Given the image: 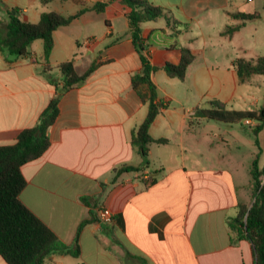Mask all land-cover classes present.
<instances>
[{
  "label": "crops",
  "instance_id": "0c3cea01",
  "mask_svg": "<svg viewBox=\"0 0 264 264\" xmlns=\"http://www.w3.org/2000/svg\"><path fill=\"white\" fill-rule=\"evenodd\" d=\"M0 1L3 24L12 9H18L19 18L29 23H37L44 12L79 14L53 32L48 60L41 40L30 45L27 56L13 62H7L0 52V146L13 144L22 130L37 124L55 95L51 80L61 86L59 64L72 61L78 75L96 65L82 84L60 94L58 115L48 130V149L21 168L26 181L21 202L60 242L72 251L77 246V257L54 254L44 264H254L247 241L231 242L229 222L246 189L239 192L235 175L239 171L232 170L240 167L239 152L224 154L212 140V163L206 165L201 151L204 137L198 131L204 119L195 118L194 113L206 109L202 107L205 97L228 109L237 86L264 82L255 77L264 75H254L238 83L233 66L236 58L264 57L257 48L259 32H243L247 23L264 19V1L144 0L163 12V17L140 28L145 56L158 68L150 80L157 101L165 106L149 135L166 142L149 145L147 168L117 177L115 169L141 165L131 135L147 115L149 97L146 85L132 86L142 64L130 37L128 8L121 0ZM96 3L107 6L96 12ZM237 13L258 14L259 18L241 22L231 16ZM204 15L216 27L215 38L209 45L198 46L185 35L193 24L201 30ZM229 27L238 28L228 34ZM202 46L220 48L210 51L213 65H207ZM181 48L194 56L184 81L168 77L162 69L165 63H178ZM204 80L211 85L217 82L216 95L204 90ZM228 86L230 91L221 96ZM263 97H253L242 109L228 110H257ZM241 98L245 99L244 94ZM259 142L264 165V127ZM155 147L175 150L155 156ZM246 173L244 183L248 184L249 167ZM150 177L156 182L146 186ZM103 208L112 213V222L98 221L97 212ZM0 264H7L1 256Z\"/></svg>",
  "mask_w": 264,
  "mask_h": 264
},
{
  "label": "trees",
  "instance_id": "16d2710c",
  "mask_svg": "<svg viewBox=\"0 0 264 264\" xmlns=\"http://www.w3.org/2000/svg\"><path fill=\"white\" fill-rule=\"evenodd\" d=\"M39 1L45 4L49 0ZM121 1L128 8L130 37L142 64L140 74L132 78V86L137 89L146 85L149 97L147 115L131 135V145L137 149L142 159L141 165L136 168L127 166L117 168L114 170L115 177L147 168L149 145L166 142L163 139L154 140L149 135L151 124L165 106L157 101L156 88L150 80V75L158 68L151 66L145 56L146 47L140 28L143 23L163 17V12L144 0ZM106 6V3H96L94 9L100 12ZM7 13V22L5 24L0 22V52L7 62L27 56L30 45L36 40L43 42V56L48 60L53 48V32L69 25L79 15L64 16L50 11L42 13L37 23H29L19 18L18 9H12ZM231 16L241 22L259 18L258 14L237 13ZM237 28L229 27L226 33L230 34ZM180 53L177 64L165 63L162 69L168 77L184 81L194 56L186 48H181ZM233 66L240 84L246 83L254 75H264V57L255 60L236 58ZM95 68L96 65L92 64L82 75H78L72 61L59 64L57 69L61 74V86L58 87L55 80H51L50 83L55 87V95L40 114L37 124L22 130L13 144L0 146V256L7 264H44L54 254H69L74 257L78 255L77 246L72 251L60 242L55 234L21 202L20 193L26 186L21 168L26 163L40 158L48 149L50 145L48 130L57 118L60 94L82 84ZM210 105L208 109H196L195 118L248 127L257 149L249 167L254 201L249 208L241 205L237 207V214L230 220L229 227L234 236L231 238L232 244L236 241H247L251 246L254 264H264V165L261 167L259 165L262 153L259 134L264 127V97L263 105L257 110H228L219 101H212ZM155 182L156 178L150 177L144 183L149 186ZM91 221L90 218L83 222L77 233Z\"/></svg>",
  "mask_w": 264,
  "mask_h": 264
},
{
  "label": "rangeland",
  "instance_id": "374dc122",
  "mask_svg": "<svg viewBox=\"0 0 264 264\" xmlns=\"http://www.w3.org/2000/svg\"><path fill=\"white\" fill-rule=\"evenodd\" d=\"M264 1V0H263ZM258 4H261L260 0H257ZM115 6H118L114 3ZM264 18V12H262V15ZM202 21L199 24L200 31L196 28V25H192L191 29L187 32V36L189 39H192L193 41H196V44L198 46L203 45V43L206 42L207 45L210 43V41L214 40V32L216 31V27L213 26V24L209 23L211 20V17H206L205 15L200 18ZM257 22V21H256ZM256 22H249L247 23L246 29L243 31L244 34L250 35L254 34V32L257 30L259 32V35H257L256 43L258 52L261 56H264V19L260 20V23ZM259 22V21H258ZM219 24V22H217ZM203 50V57L206 58L207 65H213L210 61V51H218L220 48L217 46L215 47H203L200 48ZM255 77H261L264 78V76H255ZM207 80L202 81L201 86L204 88L205 91L210 93L211 95H216V92L218 91L217 82H214V85L206 84ZM264 81V79H263ZM231 87H226L222 90L221 96L226 94L228 91H230ZM181 89V91H183ZM187 90V89H186ZM264 93V82L260 84L259 86L245 84L241 87L237 86L235 91V96L228 102V109H242L243 107L248 106L252 103L253 97L262 99V95ZM241 94H244L245 99L241 98ZM250 96L251 98H247V96ZM218 96V97H221ZM222 99V98H220ZM210 98L205 97L202 102V107L208 109L210 105ZM262 103V100H261ZM199 133L203 134L204 142L202 144V153L206 156V165H210L212 163L210 157L213 154V150L209 148V144L212 140L216 142V145L218 149L222 150V153L227 154L230 153V151L234 152L236 155L239 152V163L240 167L238 169L232 168L233 171L238 170L239 173L235 174L238 182L239 192L244 193V187L245 193L243 198L240 200V205L244 206L245 208H249L254 201V188L253 183L250 178L248 184H245V182L248 181V175H247V169L250 167V162L253 159V156L257 152L256 147L253 144V138L249 131L248 127H242L240 125L235 124H227L222 123L215 120H204L200 127L198 128ZM154 149V155L155 156H161L162 152L169 153L171 150H175L174 147L172 148H166L161 149L162 147H155ZM259 162L260 167L262 166V161ZM243 167V169H242ZM245 171V172H244ZM235 173V172H234ZM239 205V206H240Z\"/></svg>",
  "mask_w": 264,
  "mask_h": 264
},
{
  "label": "built area",
  "instance_id": "2783aa9c",
  "mask_svg": "<svg viewBox=\"0 0 264 264\" xmlns=\"http://www.w3.org/2000/svg\"><path fill=\"white\" fill-rule=\"evenodd\" d=\"M97 218L100 223H110L112 222V213L108 209H100L97 212Z\"/></svg>",
  "mask_w": 264,
  "mask_h": 264
}]
</instances>
